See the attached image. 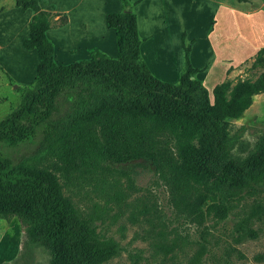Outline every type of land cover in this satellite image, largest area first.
Segmentation results:
<instances>
[{"label": "trees", "instance_id": "obj_1", "mask_svg": "<svg viewBox=\"0 0 264 264\" xmlns=\"http://www.w3.org/2000/svg\"><path fill=\"white\" fill-rule=\"evenodd\" d=\"M138 1L121 0L123 9L106 15L115 31L116 57L94 49L89 58L58 63L47 32L65 25L67 14L44 9L39 0H15L16 7L31 11L22 46L36 50L38 62L20 104L0 120V148L17 146L49 120L66 82L86 80L104 93L59 127L44 154L69 169L148 160L169 188L177 215L199 223L208 214L224 220L234 202L258 196L233 228L237 237L256 238L251 224L264 218V135L257 150L243 159H226L225 151L228 120L241 117L255 96L264 93V47L253 57L251 67L260 69L255 78L225 79L209 89L196 77L203 68L190 60L194 39L186 42L182 32L178 81H163L142 57L133 11ZM225 189L229 192L221 194ZM12 219L22 230L21 247L0 264H32L33 247L48 253V264H103L121 249L116 241L102 238L93 219L64 194L54 170L14 162L0 152V222ZM253 259L262 261L264 254Z\"/></svg>", "mask_w": 264, "mask_h": 264}, {"label": "rangeland", "instance_id": "obj_2", "mask_svg": "<svg viewBox=\"0 0 264 264\" xmlns=\"http://www.w3.org/2000/svg\"><path fill=\"white\" fill-rule=\"evenodd\" d=\"M54 1L68 8L73 3V0ZM106 1L108 5L117 2ZM181 1L184 0H167L173 2L172 8L162 0H153L139 10L141 34L149 30L154 34L151 43L156 49L152 52L160 71H167L164 64L169 68L178 64L180 28H186L185 40L190 42L192 37L188 38L187 32L204 35L213 26L210 41L215 51L214 59H210V47L205 42H200L194 51V63H201L207 57L211 61V66L204 68L207 73L199 75L202 84L211 89L225 79L236 81L255 78L259 74L260 69L252 68L251 64L256 52L264 47V0L232 1L217 12L207 0L195 3L194 7L187 1V10L181 6ZM42 3L43 8L55 10L48 0H42ZM176 4L179 7L175 8ZM15 8V0H0V120L18 107L22 89L34 76L31 57L21 55L19 51L20 43L28 36L26 14L31 11L20 14ZM181 13H187V17L184 19ZM148 16L153 17L150 24L142 21ZM148 24L150 28H147ZM57 27L61 26L53 28ZM95 27L97 33L104 32L100 18L92 22V29ZM109 45L108 40L106 53L116 57V48ZM22 72H25L24 78L17 79ZM159 77L164 78L162 74ZM103 93L98 85L86 80L66 82L58 92L57 109L51 118L41 122L28 139L15 147H1L0 152L14 162L25 160L54 170L64 194L93 219L100 236L120 245L119 253L103 264H221L223 259L233 264H264V259H253L255 254H264V218L251 224L258 231L256 238L237 237L233 230L238 216L258 196L247 195L246 200L233 201L234 207L224 220L216 221L213 214H208L199 223L177 215L169 188L158 178L155 166L148 160L69 169L56 158L44 154V148L59 127L85 107L93 105ZM263 135L264 93L255 96L241 117L228 120L225 158L243 159L255 152ZM228 192L225 189L221 194ZM8 231L11 232L8 234ZM21 232L15 219L10 223L0 222V262L17 255ZM48 257L44 249L33 247L29 260L32 264H48Z\"/></svg>", "mask_w": 264, "mask_h": 264}, {"label": "crops", "instance_id": "obj_3", "mask_svg": "<svg viewBox=\"0 0 264 264\" xmlns=\"http://www.w3.org/2000/svg\"><path fill=\"white\" fill-rule=\"evenodd\" d=\"M40 3L43 5L42 0H39ZM49 2L53 3V8H55L54 11H59V12H65L68 15V22L57 28L49 29L47 34L49 38L53 41L54 47H55V60L58 63H69L72 61H77L78 59H84V58H89L91 56V52L94 49H98L104 53L108 51L107 49V41H110V48L114 49L116 48V42H115V31L113 28H110L106 22V15L109 12H120L123 9L122 2L121 0H117L116 3L113 5H108L106 0H73V3L70 5V7H61L59 6L54 0H48ZM136 1V0H132ZM153 0H139L133 7V11L136 14V20H137V26H138V32L139 35L142 39L141 42V53L144 61L147 63L150 71L152 72L153 75H155L157 78L167 81V82H172L176 83L178 78H179V73L182 69V41L180 39L179 43L181 46V51L179 52L178 50V58L180 54L179 60H177L178 64L172 65L170 68L167 67L166 64H164V67L167 68V71L162 72L160 71L158 67L155 65V56L152 51L156 49L155 45L151 43L154 34L151 33V31H143L144 33L141 34L140 27L141 25V19H140V14L139 10L140 8L148 5L151 3ZM163 4L165 5H170L173 8V2H167V0H162ZM187 1H189V4L193 6L197 2H202L203 0H184L183 2L181 1V6H184L186 10L188 7L186 6ZM206 1V0H205ZM209 3L212 4L214 7L215 12L219 10L221 6H226L230 4V2L235 1V0H207ZM206 1V2H207ZM237 2V1H235ZM179 3V4H180ZM40 4V5H41ZM179 4L175 5L176 7H179ZM41 5V6H42ZM80 7V10H79ZM194 7V6H193ZM45 9V8H44ZM17 12L20 14L27 13L28 10L22 12L19 7L15 8ZM182 17L185 19L187 17V13H181ZM27 17V22H26V31L27 35L29 34V22L31 19V14H26ZM100 18V22H102V27L104 29V32L102 33H97L95 31L96 27L92 29V22ZM164 17H162L161 20H163ZM143 22H148L149 24L153 21L152 16L146 17L145 20H142ZM165 20H163L162 23H164ZM147 26V28H150V26ZM141 25V26H140ZM143 27L145 28V24H143ZM210 29V28H209ZM213 29V26L211 27ZM210 29V30H211ZM210 30L206 31L204 35H191L187 32L188 38L194 39V42L192 43L191 50H190V60L193 66L199 67V68H205L207 66L208 68L211 66V61H209L211 58L214 59V49L212 47V43L210 41ZM182 32H186V28H180V33H179V38H181ZM26 35V36H27ZM112 37V38H111ZM200 42H205L209 44V54H210V59L207 57L205 58L204 61L201 63H194V51L197 47V45L200 44ZM146 45V47H145ZM20 54L24 56H29L32 59V70H33V79L36 75V64L38 62V55L36 54V50H26L23 48L22 43H20ZM157 49H159L157 47ZM162 50V49H160ZM152 52V53H151ZM68 53V55L66 54ZM11 54V53H10ZM107 54V53H106ZM108 55V54H107ZM116 55H117V49H116ZM13 57V54H11ZM157 67V68H156ZM206 69H204L202 72L197 73V77L200 79L199 75H202L205 72ZM25 72L20 73V75L17 77V79H22L24 78L23 76ZM162 74L164 76V79L162 77H159V75ZM178 76V77H177ZM177 77V79H176ZM173 78V79H169ZM15 228V226L12 228V230ZM11 230V231H12ZM11 231H8L7 233L9 234ZM6 259V258H3ZM1 261V260H0Z\"/></svg>", "mask_w": 264, "mask_h": 264}]
</instances>
